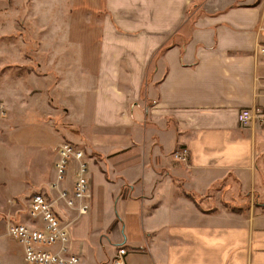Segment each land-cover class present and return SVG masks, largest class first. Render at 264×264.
<instances>
[{
  "label": "crops",
  "instance_id": "obj_1",
  "mask_svg": "<svg viewBox=\"0 0 264 264\" xmlns=\"http://www.w3.org/2000/svg\"><path fill=\"white\" fill-rule=\"evenodd\" d=\"M105 8L95 46L79 32L78 47L33 51L32 67L0 56V187L14 172H38L46 156L30 187L46 192L59 145L72 143L85 153L90 190L97 169L113 203L94 244L100 261L90 247L86 260L70 233L78 264H113L119 248L124 264H264V0ZM243 109L253 115L245 125ZM15 198L0 195L2 208ZM0 249L7 263L3 241Z\"/></svg>",
  "mask_w": 264,
  "mask_h": 264
},
{
  "label": "rangeland",
  "instance_id": "obj_2",
  "mask_svg": "<svg viewBox=\"0 0 264 264\" xmlns=\"http://www.w3.org/2000/svg\"><path fill=\"white\" fill-rule=\"evenodd\" d=\"M105 5L106 0H0V56L5 57L7 54L16 56L17 58L12 61H5L9 65L20 62L31 64L32 67V63L35 62L33 51L40 47H78L81 44L79 32L83 35L87 33L89 42L87 45L91 46L97 40L96 33L101 29V23L105 21L106 25H109L106 17L109 13ZM197 13L199 12L196 11L195 14ZM193 17L194 15H191L188 20L191 21ZM1 62L3 58L0 59V64ZM14 65L11 67L15 68ZM150 70H153V63ZM46 164L45 156L39 159L38 172L35 169L31 174L14 172L10 178L9 188L0 187V195L3 197L8 195L21 197L5 199L4 209L0 201V242L6 244L8 257H12L10 261L7 260L8 264L20 263L21 249L12 238L5 236L6 227L10 223L28 219V203L32 195L30 187L34 182L40 181L38 178L42 177V169L46 168ZM103 181L102 174L95 169L92 176V190L89 188L91 198L87 218L82 222L80 229H71L75 241H82L85 246L81 254L86 260H89V247L93 250L96 248L97 245L94 244L97 242V237L113 216L111 188H106ZM46 193H52L47 186ZM78 234L81 237H78ZM95 251L97 261L104 258L97 248ZM2 252L0 249V264H7Z\"/></svg>",
  "mask_w": 264,
  "mask_h": 264
},
{
  "label": "built area",
  "instance_id": "obj_3",
  "mask_svg": "<svg viewBox=\"0 0 264 264\" xmlns=\"http://www.w3.org/2000/svg\"><path fill=\"white\" fill-rule=\"evenodd\" d=\"M252 118L248 109L241 110L237 117L242 125ZM178 159L185 161L186 152L182 151ZM72 164L69 188L66 183ZM54 171V180L48 187L52 193L36 192L30 197L28 217L32 224H8L7 235L22 247L23 264H78L80 261L79 255L72 252L70 233L89 211L91 195L84 151L62 142ZM125 255V250L119 248L113 264H124Z\"/></svg>",
  "mask_w": 264,
  "mask_h": 264
},
{
  "label": "trees",
  "instance_id": "obj_4",
  "mask_svg": "<svg viewBox=\"0 0 264 264\" xmlns=\"http://www.w3.org/2000/svg\"><path fill=\"white\" fill-rule=\"evenodd\" d=\"M225 205H226V204H225ZM230 209L233 210V211H238V210H240V209H238V208H236V207H232V206L230 207Z\"/></svg>",
  "mask_w": 264,
  "mask_h": 264
}]
</instances>
